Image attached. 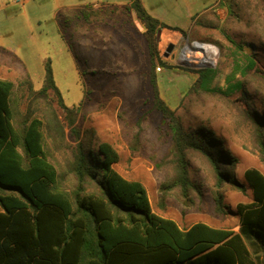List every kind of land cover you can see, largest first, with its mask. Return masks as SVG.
I'll return each mask as SVG.
<instances>
[{"label": "rangeland", "instance_id": "1", "mask_svg": "<svg viewBox=\"0 0 264 264\" xmlns=\"http://www.w3.org/2000/svg\"><path fill=\"white\" fill-rule=\"evenodd\" d=\"M126 1L0 0V75L15 82V107L22 114L36 108V103L28 107L30 91L27 84L20 87V82L29 78L34 90H39L49 61L65 104L78 108L75 126L82 142L94 149L102 141L112 143L120 154L115 168L145 185L156 213L183 228L202 221L239 230L237 206L253 200L245 170L255 167L264 174L254 124L246 115L251 109L264 116V0H142L146 10L164 24L160 36L159 30L155 34L160 55L168 64L182 66L159 70L152 66L143 26L142 35H132L122 26H78L77 32L67 26L72 7ZM99 10L105 12V16L100 13V21H117L105 18L108 9ZM60 12L62 28L57 23ZM93 29L101 36L88 41V34L96 33ZM194 41L213 44L219 51L217 64L210 67L203 84L198 69L206 66L180 59L182 50ZM191 49L186 50L192 58H200ZM250 59L256 67L248 64ZM157 91L187 131L208 132L237 158L234 175L245 190L229 183L217 186L211 162L200 152L188 151L194 183L189 200H184L178 188L162 198L161 187L174 173L173 132L169 119L156 107ZM52 104L67 125L56 97ZM58 139L60 148L52 147V151L65 174L78 138L67 125L64 139ZM63 177V187L71 190L73 177ZM218 193L223 197V211L217 208Z\"/></svg>", "mask_w": 264, "mask_h": 264}, {"label": "trees", "instance_id": "2", "mask_svg": "<svg viewBox=\"0 0 264 264\" xmlns=\"http://www.w3.org/2000/svg\"><path fill=\"white\" fill-rule=\"evenodd\" d=\"M131 8L145 29L153 68L182 67L168 64L160 55L155 34L164 24L142 0H131ZM248 64L256 67L255 60ZM198 70L203 84L211 68ZM152 78L157 86L155 70ZM24 84L30 91L28 107L36 103L27 114L15 107V83L0 78V264H264V174L258 168L244 173L253 200L237 206L239 230L202 221L183 228L153 210L140 180L115 168L120 154L112 143L102 141L94 149L82 142L75 126L78 108L65 104L49 61L39 90L29 78L20 87ZM55 97L78 138L65 174L52 151L59 147L58 136L64 139L67 126L52 104ZM155 104L173 132L174 173L161 187L162 198L178 188L189 200L194 183L188 151L200 152L211 162L217 186L229 183L245 190L234 175L237 158L218 139L205 131H187L159 91ZM246 115L254 124L264 163V116L251 109ZM66 174L75 181L71 190L62 185ZM216 202L223 211L221 193Z\"/></svg>", "mask_w": 264, "mask_h": 264}, {"label": "crops", "instance_id": "3", "mask_svg": "<svg viewBox=\"0 0 264 264\" xmlns=\"http://www.w3.org/2000/svg\"><path fill=\"white\" fill-rule=\"evenodd\" d=\"M100 8L108 9V13L106 12L107 19H113L116 18L117 21L107 23L104 20L100 21L99 15L100 13L105 16V12H102V10H99ZM219 8H217L218 10ZM69 15H67V26H70L72 31L77 32L78 26H122L127 32L128 30L132 31V35H142L143 34V28L142 23L136 16L135 11L131 8V0H128L126 2H114L112 4H97L94 3L93 5H80L76 7H72L69 10ZM57 23L59 26H64V21L62 19L63 13L60 12L57 14ZM69 16V17H68ZM103 16V17H104ZM135 19V20H134ZM129 26V27H128ZM164 27V26H163ZM92 33L96 32L95 34H88V41H95L100 36L101 33L95 29L91 30ZM100 33V34H99ZM71 37L79 39L77 34H73ZM1 79H7L14 82L13 79L9 77H4L0 75ZM15 83V82H14ZM0 211H3V207L0 204ZM191 226V225H190Z\"/></svg>", "mask_w": 264, "mask_h": 264}, {"label": "built area", "instance_id": "4", "mask_svg": "<svg viewBox=\"0 0 264 264\" xmlns=\"http://www.w3.org/2000/svg\"><path fill=\"white\" fill-rule=\"evenodd\" d=\"M195 43L198 44H204L203 52L200 50V48L196 47ZM187 48H192L193 55H200V58L193 57L192 59H187ZM195 52V53H194ZM219 51L217 47L213 44H208L205 42L200 41H194L192 44H190L188 47L182 50L180 54V59L188 64L195 65V66H206V67H215L218 61Z\"/></svg>", "mask_w": 264, "mask_h": 264}, {"label": "bare ground", "instance_id": "5", "mask_svg": "<svg viewBox=\"0 0 264 264\" xmlns=\"http://www.w3.org/2000/svg\"><path fill=\"white\" fill-rule=\"evenodd\" d=\"M195 45H196V47H198V48H200V50L203 52V47L205 46V45H202V44H198V43H195ZM187 56V59H192V55H190V52H187V54H186Z\"/></svg>", "mask_w": 264, "mask_h": 264}, {"label": "water", "instance_id": "6", "mask_svg": "<svg viewBox=\"0 0 264 264\" xmlns=\"http://www.w3.org/2000/svg\"><path fill=\"white\" fill-rule=\"evenodd\" d=\"M160 33H161V30L158 31V37L160 36ZM172 48H173V45H172V44L169 45V46L166 48V54H167L168 52H170V51L172 50Z\"/></svg>", "mask_w": 264, "mask_h": 264}]
</instances>
